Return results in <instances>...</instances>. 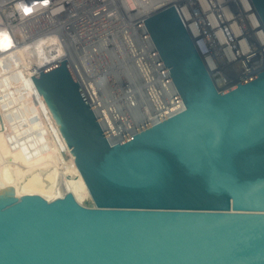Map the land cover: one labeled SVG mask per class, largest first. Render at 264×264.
I'll return each mask as SVG.
<instances>
[{"label":"water","instance_id":"1","mask_svg":"<svg viewBox=\"0 0 264 264\" xmlns=\"http://www.w3.org/2000/svg\"><path fill=\"white\" fill-rule=\"evenodd\" d=\"M143 21L183 109L111 143L66 58L38 69L72 190L0 189V264H264V69L219 88L173 5Z\"/></svg>","mask_w":264,"mask_h":264},{"label":"built area","instance_id":"2","mask_svg":"<svg viewBox=\"0 0 264 264\" xmlns=\"http://www.w3.org/2000/svg\"><path fill=\"white\" fill-rule=\"evenodd\" d=\"M18 4L35 7L24 13ZM169 5L219 88L264 69V24L251 0H48L47 4L0 0V31L12 39L11 46L0 48L5 52L0 55V122L14 132L27 129L25 109L21 103L12 105L23 101L24 91L33 97L26 85L27 53L58 49L69 54L70 59H61L66 58L111 143L182 110V100L143 21ZM225 11L235 22L231 32L246 35L236 45L248 53L247 70L233 80L234 67L227 68L233 63L217 55L223 47L212 24ZM19 49L24 51L10 56Z\"/></svg>","mask_w":264,"mask_h":264},{"label":"bare ground","instance_id":"3","mask_svg":"<svg viewBox=\"0 0 264 264\" xmlns=\"http://www.w3.org/2000/svg\"><path fill=\"white\" fill-rule=\"evenodd\" d=\"M212 24L214 26V30H217V33L219 34L218 38L221 42V46L223 47L222 48L223 50L221 52L217 53V55L220 56V58L222 59L223 62H233L234 63L235 60H238L239 62H241L240 63L241 69H240L239 73H237L236 75H240L241 72H245L247 70V68H245L244 65L248 62L247 61L248 53L246 52L245 48L236 45V41L240 40L242 42V39H244L242 37L246 36L245 32H242L241 34L236 33V31L234 33L231 32L232 30L235 29V22L233 19H231V17L229 16V14L226 11L223 13L221 18H218L217 21L212 22ZM225 28H226V30H225ZM220 30H222V32H224L223 36H221ZM0 32H3V31H0ZM226 32H229V34H227ZM9 37H10L11 44H12L11 36L9 35ZM226 43H228V45H226ZM8 47H5L2 44H0V48H2V49L8 48ZM229 48L230 49L232 48V51H230ZM23 51H24V49H19L18 51L14 52V53L10 52L11 54L10 53L9 54H10V56L15 55V53L17 55H20L21 52H23ZM4 53L5 52L0 53V55H4ZM27 56H28L27 64L30 67L27 68V74L28 75H27L26 81L29 84H31L32 87H34V90H37L40 93L41 97L44 99L41 92L38 90V88L33 83L32 75L38 69L43 68L44 65H46L47 63H49L53 60L57 61L61 58H64L65 56H67L68 58L70 56H69V54H67L66 51L61 50V49H58L57 51L56 50L49 51V52H46L44 54L32 53L31 56L29 55V53H27ZM236 75H235V77H236ZM235 77L231 76V80L235 79ZM18 104H14V105H18ZM46 107L48 108V106H46ZM26 114H28V113H26ZM49 114L51 116V121L53 122L54 126L56 127L55 130L59 135V139H61L63 144L59 141L58 142L60 144H62L63 147H65L64 149L66 151L65 154L67 156V164H68L74 158V155L71 152L70 148L68 147L64 137L62 136L60 129H59V126L56 123L54 117L52 116V113L50 112ZM32 132H34V131H32ZM24 133L26 134V132H24ZM57 133H56V135H57ZM14 134H16V133H14ZM22 134H23V132H22ZM28 134H26V135H28ZM2 136H4V135H2ZM39 136H40V134H39ZM32 137L33 136H30L29 138H32ZM0 138H3V137H1V135H0ZM34 138H36L38 141L41 139L40 137L38 138L35 135H34ZM34 138H32V139H34ZM5 139L6 138H4V140ZM29 140L27 138H25V141H23V142H20V141H17V142L15 141L14 143L12 142L11 146L7 145V146L3 147V148H5L4 150H3V148L1 149V145L3 146L4 144H2V141H0V189L14 186L15 197H21L25 194H39L47 200H52L54 198H58V197L63 196L67 192H71L72 188H71L66 177H65V179L63 178L64 181L62 182V189H60V187H56L53 190L52 189L53 186L50 183L51 175L48 173V172H52V171H48V172L46 171L49 175L48 174L46 175L45 174L46 172L44 173V176H43V174H41V175L39 174L40 171H37V170L43 169V167H45V165H46V161L44 162L42 159L43 156H41L44 153H41V155H38L37 153L33 154V155H31V153L26 154L27 151L30 152L28 149L29 145L27 143ZM7 141H5L3 143H6ZM32 141H35V140H31V143L34 145V143ZM52 143H53V141H52ZM25 144H27V148L24 147ZM60 144L58 146H60ZM36 145H37V143H36ZM6 147H8V148H6ZM32 147L30 148V150L33 153L35 150H34V146H32ZM37 147H38V145H37ZM39 147L41 148V146H39ZM50 147H52V146H50ZM38 148H36V151L39 150V152L38 151L37 152L40 153L42 148L41 149L40 148L38 149ZM59 148L61 149V147H59ZM18 149L19 150L23 149L24 151H25V149H28V150H26V152L24 153L25 155L21 156L18 154L19 151H18V153L16 152ZM50 149H52V148H50ZM54 150H55V147H54ZM54 150H53V152H56ZM12 151L15 153V155H14V153H12ZM24 151H22V154ZM16 153H17V156H16ZM18 155L20 157H18ZM13 156H14V158H13ZM61 158L62 157H59V159H61ZM60 161L62 162V160H60ZM45 170H47V168H45ZM53 176H55V174Z\"/></svg>","mask_w":264,"mask_h":264},{"label":"rangeland","instance_id":"4","mask_svg":"<svg viewBox=\"0 0 264 264\" xmlns=\"http://www.w3.org/2000/svg\"><path fill=\"white\" fill-rule=\"evenodd\" d=\"M240 63L241 62H239L238 60H235L233 64H228V67H227L228 70H231L234 67V74L232 75V77L233 76L235 77V75L237 73H239V71L241 69ZM26 85L28 86V88L30 90V93L32 92V96L33 97H31L30 94H28L26 91H24V93L27 94V95L26 96L24 95L23 101H17L16 103H13L12 105L21 103L20 105L22 106V108H24L25 109V112L28 113L27 114V116H28V119L27 120L28 121H26V123L24 125V126H26V128H27L26 130L27 131L24 130L23 131V134H22V132H14L12 130L11 126L5 127V126H3L2 122H0V135H1V137H3V138H0L1 139L0 141H2V144H4L3 146L1 145V149L3 147L7 146V145L8 146L9 145L11 146L12 145V142L13 143L15 141L16 142L17 141L23 142V141H25V138H27L28 140L30 139L27 142L28 145H29V148L28 149H29L30 152L27 151L26 154H28V153L30 154L31 153V155H33V154H36L37 153L38 155H41V153H44L41 156H43L42 157L43 161L44 162L46 161V165H45V167H43V169H40V170H37V171H40L39 174L40 175L43 174V176H44V173L46 171L47 172L48 171H52V172H48L51 175L50 183L53 186L52 189L54 190L56 187H60V189H62V182L64 181L63 178L65 179V177H66L63 171L66 170V166L65 165L67 164V156L65 154L66 151L64 149L65 147H63V145H62L63 143H62L61 139H59V135H58V133L55 130L56 127L54 126L53 122L51 121V116L49 114L50 111H49V108L46 107L47 104H46L45 100L41 97L40 93L37 90H34V87H32V85L29 84L27 81H26ZM11 86L12 85H10V87ZM32 131H34V132H32ZM24 132H26V134H28V133L29 134L26 135ZM55 132L57 133V135H56ZM14 133H16V134H14ZM39 134H40V136H39ZM2 135H4V136H2ZM34 135L36 137H38V138L40 137L41 139L38 141L36 138H34ZM30 136H33L32 138H34V139L29 138ZM4 138H6L8 141L6 139L4 140ZM31 140H35V141H32L34 143V145L31 143ZM5 141H7V142L6 143H3ZM52 141H53V143H52ZM58 141L61 142L62 144H60ZM35 142L37 143L38 147L41 146V148L43 149L42 150L39 147L41 149V152L40 153H38L39 150H37L38 152L36 151V148H38V147H37V145H36ZM59 144H60V146H58ZM30 146L31 147L34 146V150L35 151L33 150L34 151L33 153L30 150V148H31ZM50 146H52V147H50ZM24 147L27 148V144H25ZM54 147H55V150H54ZM59 147H61V149ZM6 148H8V147H6ZM50 148H52V149H50ZM4 149L5 148H3V150ZM23 149H20V150L18 149L16 152L18 153V151H19L18 154L21 155V156L22 155H25L24 153L28 149H25V151ZM53 150L56 151V152H53ZM22 151H24L23 154H22ZM12 153H14V152L12 151ZM17 153H16V156H17ZM14 155H15V153H14ZM19 155H18V157H20ZM59 157H62V158L59 159ZM13 158H14V156H13ZM60 160H62V162ZM45 168H47V170H45ZM47 172L45 173L46 175L48 174ZM54 174H55V176H53Z\"/></svg>","mask_w":264,"mask_h":264},{"label":"clouds","instance_id":"5","mask_svg":"<svg viewBox=\"0 0 264 264\" xmlns=\"http://www.w3.org/2000/svg\"><path fill=\"white\" fill-rule=\"evenodd\" d=\"M44 4L48 3V0H43ZM35 7V5H33ZM33 7H27L23 6L21 4L17 5V8H22L24 13H31L33 11ZM0 44H2L5 47L11 46V40L8 34L6 32H0Z\"/></svg>","mask_w":264,"mask_h":264}]
</instances>
